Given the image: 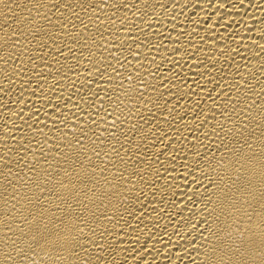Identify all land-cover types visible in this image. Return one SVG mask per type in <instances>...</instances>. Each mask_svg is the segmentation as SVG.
I'll list each match as a JSON object with an SVG mask.
<instances>
[{"label":"bare ground","instance_id":"obj_1","mask_svg":"<svg viewBox=\"0 0 264 264\" xmlns=\"http://www.w3.org/2000/svg\"><path fill=\"white\" fill-rule=\"evenodd\" d=\"M262 152L264 0L0 2V264H209L245 210L258 248Z\"/></svg>","mask_w":264,"mask_h":264},{"label":"snow or ice","instance_id":"obj_2","mask_svg":"<svg viewBox=\"0 0 264 264\" xmlns=\"http://www.w3.org/2000/svg\"><path fill=\"white\" fill-rule=\"evenodd\" d=\"M0 2H3V0H0ZM55 7V5H53ZM131 79V77H129ZM239 130V129H237ZM77 143H80L79 140H77ZM244 146L251 148V144L245 140ZM225 150H227V146L225 145ZM96 156L99 158L100 153L96 152ZM251 159V158H249ZM261 191L259 193V200H260V209L261 213L259 214L261 216L260 222L257 225L261 229L260 233V245L257 248L254 244V241L252 240V235L254 233L252 232L251 224L253 221V216L257 215L255 210H253L252 214H248L245 210L243 212V218H241L240 215L236 217V235L235 238L231 234H227V237L224 238L220 236L217 233H212V235L215 237L216 243L215 247L211 249L213 253V259L209 262V264H264V152L261 153ZM47 163V161H45ZM238 169H237V175H236V181H240L241 179L245 180L246 187H244V191L246 195L251 196L252 193L248 190L252 186L251 179H247L244 177H241L240 170L243 169V165L239 163V160L237 161ZM94 170V169H93ZM243 205H247L248 208L252 207V204L249 203L247 200L243 201ZM241 207H237L236 204L232 205V208L235 212L238 214L241 213ZM245 219L248 222L249 227H240V224L244 223ZM81 224H84V221H80ZM87 225H85L86 227ZM10 230V229H9ZM90 231H92L90 229ZM76 232L80 234L81 237L84 238V240L87 242L88 240H91V244L99 250H103L105 248L104 243L98 242L95 238L88 237L87 234L84 233V229L81 227L76 228ZM101 238L103 237V233L100 234ZM93 237H95V232H93ZM73 249L79 248L80 251H83L85 253L88 252V249L84 247V244L79 242V239L75 236H73ZM209 243H212V240L208 241ZM67 243V241L65 242ZM65 245L61 244L60 247L63 248ZM14 251H18L17 249L13 248ZM73 256H78V253L73 250L72 251ZM8 259H11V256H8ZM96 260L98 264H103V256L101 253H97ZM84 264H93V261L91 259L84 262Z\"/></svg>","mask_w":264,"mask_h":264}]
</instances>
